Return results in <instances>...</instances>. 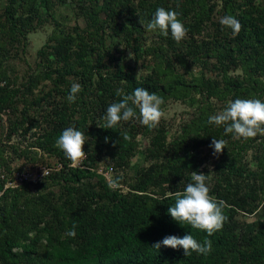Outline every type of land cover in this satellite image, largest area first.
<instances>
[{
	"label": "trees",
	"instance_id": "1",
	"mask_svg": "<svg viewBox=\"0 0 264 264\" xmlns=\"http://www.w3.org/2000/svg\"><path fill=\"white\" fill-rule=\"evenodd\" d=\"M59 1L0 0V264H264V132L249 138L226 135L208 123L206 110L183 128L187 137L172 140L160 122L151 129L134 119L114 129L99 126L108 104L119 99L117 90L135 87L180 100L199 93L225 106L236 97L264 99V0H74L84 27L72 29L54 18ZM218 3L223 15L240 21L239 33L218 22V33L199 37L213 22ZM157 6L179 12L187 28L181 41L154 32L156 38L146 43L144 25ZM45 21H52L53 30L36 51L35 68L11 74L10 49L24 48L27 34ZM119 44L126 45L130 58L116 53ZM179 47L186 50L180 53ZM186 59H212L216 76L194 82L170 74ZM143 63L146 72H139ZM236 68L241 71L231 73ZM72 82L82 90L69 103ZM70 124L88 137L78 162L55 144ZM145 132L150 133L146 151L156 160L131 165L137 135ZM213 136L226 144L212 167L200 171L206 160L200 148L213 151ZM13 159L48 172L34 183L6 186L14 172L29 171L13 170ZM102 159L121 168L113 176L123 177L119 187L111 188L99 172ZM126 168L134 171L131 179ZM192 171L206 173L211 194L224 202L227 219L211 236L178 224L167 212ZM258 209L252 223L236 226L239 212ZM73 227L75 235L68 236ZM189 232L210 239L211 252L184 256L180 246L152 247L165 235Z\"/></svg>",
	"mask_w": 264,
	"mask_h": 264
},
{
	"label": "clouds",
	"instance_id": "2",
	"mask_svg": "<svg viewBox=\"0 0 264 264\" xmlns=\"http://www.w3.org/2000/svg\"><path fill=\"white\" fill-rule=\"evenodd\" d=\"M179 15L173 8L157 6L144 27L149 31L158 32L161 36L171 35L173 40L179 42L187 32L184 23L178 18ZM219 23L229 28L233 35L240 31V21L234 15L221 16ZM81 90L82 85L79 82H72L66 100L69 103L75 102ZM116 94L119 99L108 104L101 117L100 127L114 129L121 121L130 119L138 120L149 129L158 126L164 115L161 106L165 101L162 96L144 87H135L131 92L117 90ZM207 120L209 124L221 126L226 135L231 133L241 138L254 137L258 132H264V99L236 97L222 110L209 115ZM87 140L83 129L70 124L60 131L55 144L69 160L78 162L85 156L82 145ZM225 144L223 138L213 136L209 147L213 149V154H217ZM122 179L119 175L110 178L109 186L113 189L119 187ZM223 208L224 202L211 194L206 173L192 171L190 181L184 185L182 191H176L174 201L168 206L167 212L178 224L203 230L211 236L223 227L227 219ZM67 235L74 236L75 227L68 229ZM161 245L173 248L180 246L184 256L193 252L207 255L212 250L210 239L198 240L191 232L183 236L165 235L154 242L152 247L158 249Z\"/></svg>",
	"mask_w": 264,
	"mask_h": 264
},
{
	"label": "rangeland",
	"instance_id": "3",
	"mask_svg": "<svg viewBox=\"0 0 264 264\" xmlns=\"http://www.w3.org/2000/svg\"><path fill=\"white\" fill-rule=\"evenodd\" d=\"M220 2V1H218ZM54 18L58 20V22L63 25L67 29H72L74 26L84 27V20L82 14L80 13V9L74 0H61L57 3L53 10ZM223 16L222 11L220 9V3L215 6V9L211 13V21L207 22L206 27L204 28L203 34L199 37H206V34H210L212 32L217 31V23L219 22L220 17ZM53 30L52 21H45L39 27H37L33 32L27 34V45L22 48L21 46L12 47L9 51L11 54L10 59L8 60V69L11 74H19L23 75L28 71L35 68L36 62L39 59L36 57V51L40 48L45 42L47 36ZM154 32L146 31L145 32V40L146 43L153 41ZM110 40V37L108 38ZM116 43V39H113ZM113 44V43H112ZM118 52H123L127 58H130L131 52L127 49L126 45H117ZM114 47V46H113ZM179 52L183 53V47H179ZM148 62V61H147ZM152 62H150L151 64ZM212 59L206 62H193L190 63L188 59H186L185 66H172L170 74L181 75L185 80H193L196 82L201 76L203 77H211L214 78L216 76V70L212 66ZM146 64L143 63L142 66L139 67V72H146ZM151 70V68H150ZM240 68H236L234 72H240ZM164 104L161 106L164 115L159 121L163 126H165L167 131V139L172 140L173 138L178 137H187L184 133V129H186V124H190L192 119H195L196 116H199L204 110L207 111V114H215L216 112L222 110L225 107V103L223 101L217 100L215 98H204L199 93L193 94V99H174L172 97L164 98ZM7 113H3V118L5 119ZM184 128V129H183ZM149 132L139 133L137 135L138 140V151L137 153L131 157V165H147L150 162L156 160V158L152 159L149 157L146 149L149 145ZM202 155L206 156V160L200 166V171L204 169H209L212 167L213 162L216 158L217 154H213V151L208 147L203 146L200 148ZM250 158V156H248ZM253 162V161H251ZM11 167L13 170L15 168L22 167V169L31 171V163L24 162L23 160L13 159L11 162ZM108 167H112L110 172L107 173L106 179L110 180L115 174L120 173L121 168H115L113 165V161L110 159H102L99 163V169L103 170ZM126 177L132 178L134 171L130 168L125 169ZM84 183L87 181L84 180ZM122 187L125 188L124 185ZM264 199V195L262 196ZM264 201H261V205ZM260 215V210L253 213H245L239 212L236 215L235 221L236 226L238 228H243L246 224L252 223L257 217Z\"/></svg>",
	"mask_w": 264,
	"mask_h": 264
},
{
	"label": "built area",
	"instance_id": "4",
	"mask_svg": "<svg viewBox=\"0 0 264 264\" xmlns=\"http://www.w3.org/2000/svg\"><path fill=\"white\" fill-rule=\"evenodd\" d=\"M61 164H58L57 167H60ZM111 171V167H108L107 170L99 169V172L103 173L107 177V173ZM48 169L45 167L34 168L31 171H16L13 173V178L11 181L6 182V186H16L23 181H27L30 183L36 182L41 176L47 174Z\"/></svg>",
	"mask_w": 264,
	"mask_h": 264
}]
</instances>
